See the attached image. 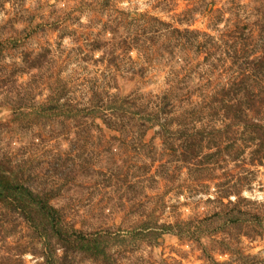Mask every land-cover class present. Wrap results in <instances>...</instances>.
Here are the masks:
<instances>
[{
	"label": "rangeland",
	"instance_id": "rangeland-1",
	"mask_svg": "<svg viewBox=\"0 0 264 264\" xmlns=\"http://www.w3.org/2000/svg\"><path fill=\"white\" fill-rule=\"evenodd\" d=\"M225 3L0 0V244L19 264H264V23ZM157 183L187 227L147 210Z\"/></svg>",
	"mask_w": 264,
	"mask_h": 264
},
{
	"label": "clouds",
	"instance_id": "clouds-1",
	"mask_svg": "<svg viewBox=\"0 0 264 264\" xmlns=\"http://www.w3.org/2000/svg\"><path fill=\"white\" fill-rule=\"evenodd\" d=\"M29 2H34V0H29ZM62 6L63 5H61V7ZM224 7L231 9L234 17H238L239 20L250 26H253L258 22L264 23V0H233V3L231 4L225 3ZM17 27H21V25H17ZM153 99H155V97H153ZM150 107H154V105ZM176 114L179 115V111H177ZM173 127H175V125H173ZM53 195L63 198L65 202V208L63 210L68 212L67 219L69 221L73 223H82L85 221L89 223L92 222L90 208L79 202L77 195H75V189L69 191L67 188H57ZM151 196L153 199L152 202L146 206L147 210L151 211L153 205L158 206L160 212H162L163 216L166 218L165 220H161V223H173V221H175L173 223L174 232L182 227H187V225L182 222L179 211L173 210L172 212H169L164 207L163 200L160 199V183H157L152 189ZM167 203L169 205L179 204V201L173 200L172 197L169 196ZM17 248L18 244L13 241H7L0 244V264H19L21 257L17 255ZM57 251L59 252L60 250L57 249ZM260 256L264 257V250L260 251Z\"/></svg>",
	"mask_w": 264,
	"mask_h": 264
},
{
	"label": "trees",
	"instance_id": "trees-1",
	"mask_svg": "<svg viewBox=\"0 0 264 264\" xmlns=\"http://www.w3.org/2000/svg\"><path fill=\"white\" fill-rule=\"evenodd\" d=\"M193 150V149H192ZM40 211H41V213L43 214V215H45L46 217H45V221H46V224L47 225H54V227L56 228V225H57V228H58V232H60V238L61 237H66V236H64L61 232L62 231H59V226H58V224H59V220H60V218H59V216H58V214H57V211H55L54 209H52V207H50L47 203H44V202H42V203H40ZM50 219V220H52L51 222H49L47 219ZM53 227V226H52ZM83 240H80L79 241V244L82 246V243L83 242H86L85 240L86 239H84V238H82ZM72 240L70 241V243H68V245H69V247H71L72 246Z\"/></svg>",
	"mask_w": 264,
	"mask_h": 264
}]
</instances>
